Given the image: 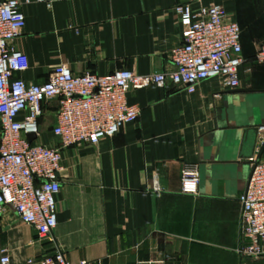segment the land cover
I'll use <instances>...</instances> for the list:
<instances>
[{
	"label": "crops",
	"instance_id": "obj_1",
	"mask_svg": "<svg viewBox=\"0 0 264 264\" xmlns=\"http://www.w3.org/2000/svg\"><path fill=\"white\" fill-rule=\"evenodd\" d=\"M21 1L26 23L11 46L26 54L28 68L15 76L32 83L62 63L75 74L170 72V50L182 42L174 7L224 6L241 29L240 86L223 89L207 79L129 90L128 104L139 108L134 123L95 147L61 149L53 235L70 264H264V256L237 251L238 197L250 163L264 160V145L251 131L264 124V66L253 60L264 38V0ZM55 121L52 101L39 118L37 143L57 145ZM185 164L198 165L196 196L181 193ZM155 173L159 195L148 192ZM5 250L11 264H26L54 245L39 241L8 206L0 216V257Z\"/></svg>",
	"mask_w": 264,
	"mask_h": 264
},
{
	"label": "built area",
	"instance_id": "obj_2",
	"mask_svg": "<svg viewBox=\"0 0 264 264\" xmlns=\"http://www.w3.org/2000/svg\"><path fill=\"white\" fill-rule=\"evenodd\" d=\"M21 4V0H0V216L11 206L20 221L35 228L39 241L54 245L52 253L38 260L27 259L26 264H70L53 235L56 195L64 169L61 149L95 147L134 123L139 108L128 104L129 90L195 86L207 79H214L223 89L238 88L239 68L245 61L241 29L221 4H178L174 11L182 42L170 50L172 71L135 74L117 69L105 75L90 71L75 74L62 63L46 81L32 83L15 76L28 68L26 54L11 46L26 23ZM253 60L264 66V38L257 42ZM52 101L56 103V121L51 134L56 146L36 142L39 118ZM29 134L35 135L31 142ZM258 140L264 145V124L258 127ZM199 182L198 165L185 164L181 193L198 195ZM162 190L155 173L148 192L159 195ZM238 201L241 242L237 251L243 257L258 259L264 256V160L250 163ZM0 264H11L6 250Z\"/></svg>",
	"mask_w": 264,
	"mask_h": 264
},
{
	"label": "water",
	"instance_id": "obj_3",
	"mask_svg": "<svg viewBox=\"0 0 264 264\" xmlns=\"http://www.w3.org/2000/svg\"><path fill=\"white\" fill-rule=\"evenodd\" d=\"M249 91L250 92H256L255 90H249ZM231 92H237V91L236 90H232ZM251 131L253 133V137H254L253 139H254V142H255L256 138L258 136V126L252 127ZM33 139H35V135L34 134H29L28 135V140L31 142V141H33Z\"/></svg>",
	"mask_w": 264,
	"mask_h": 264
}]
</instances>
